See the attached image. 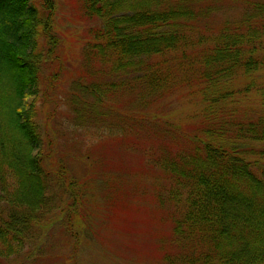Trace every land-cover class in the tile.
Segmentation results:
<instances>
[{"label":"trees","instance_id":"obj_1","mask_svg":"<svg viewBox=\"0 0 264 264\" xmlns=\"http://www.w3.org/2000/svg\"><path fill=\"white\" fill-rule=\"evenodd\" d=\"M41 1L0 0V264L25 249L30 228L54 225L71 248L62 263L75 264L97 213L92 184L73 174L50 129L43 150L39 38L56 41L57 7ZM77 3L80 18L98 25L83 37L92 80L81 86L91 106L81 98L75 109L123 130L157 133L156 120L178 147L146 161L147 178L141 173L132 186L138 193L148 180L144 196L119 200L137 216L134 227L130 215L119 216L123 228L153 241L151 264H264V0ZM54 77L42 95L47 128ZM122 92L144 108H116L109 99ZM173 96L179 105L167 115L146 110ZM109 175L99 180L108 194ZM140 213L155 214V237L138 224Z\"/></svg>","mask_w":264,"mask_h":264},{"label":"rangeland","instance_id":"obj_2","mask_svg":"<svg viewBox=\"0 0 264 264\" xmlns=\"http://www.w3.org/2000/svg\"><path fill=\"white\" fill-rule=\"evenodd\" d=\"M78 1L55 0L57 9L54 20L56 33L54 42L56 43H48L44 36L39 38L38 58L42 56L40 58L42 59L40 64L42 90L41 99L37 101L40 110L38 118L43 128V150H47L45 137L50 129L62 158L77 178L81 176L88 178L97 199V213L94 215L83 250L75 264H151L159 255V252L152 247L153 241L146 235H139L137 231H126L123 228L125 219L121 220L118 217L131 216L129 221L132 227L136 225V213L129 214V209L126 210V205L122 202L123 199H126L127 204V200H137L138 195L144 196L143 189L151 187L148 180L146 187H137L138 193L134 192V187L135 178L141 173H145L143 177L147 178L148 171L152 169L146 161L153 159L152 155L161 158L167 152L173 154L178 151V147L170 137L160 133V125L156 120L154 124L157 133L149 127L140 130L135 126L123 130L120 126L121 122L112 121L110 118L103 121L99 117H93L92 114L95 112L91 110L83 111L82 114L75 109L79 101L83 102L81 98L86 99V106L89 109L91 106L89 100L92 101V98L81 86L84 80H92V76L86 75V64L83 60L84 38L89 36L87 28L98 25L95 21L86 22L80 18ZM38 2L43 1L38 0ZM220 17L221 15H216L213 18L216 20ZM52 75L56 80L57 87L53 91V96L57 104L54 107L55 104L48 103V106L54 107L53 111L56 112L47 128V118L45 119L47 113L45 115L43 112L42 95ZM112 96L114 99L110 97L109 102L116 108L122 107L123 110L144 108L134 95L122 92ZM131 99L133 101L129 104ZM178 105V99L173 96L158 100L156 105L146 110L159 112L160 115L165 116ZM105 170L110 172L108 178L110 183L114 184L110 194L105 189H102V192L100 189L99 180H105V177L101 176L102 171ZM120 199L122 201H119ZM128 205L131 208L133 204L129 202ZM154 215V213H140L138 223L147 232L152 233L153 237L157 225L154 221L150 224L149 220L153 219ZM105 233L108 240L103 238ZM62 238L60 225H54L47 233H42L41 227L30 228L25 249L19 254L12 255L9 264H63V258L68 256L71 248L63 244ZM4 264H7V261Z\"/></svg>","mask_w":264,"mask_h":264}]
</instances>
